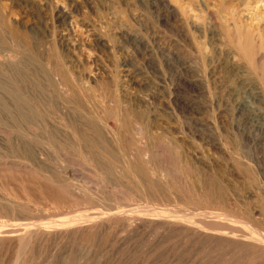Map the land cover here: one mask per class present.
<instances>
[{
	"label": "rangeland",
	"instance_id": "1",
	"mask_svg": "<svg viewBox=\"0 0 264 264\" xmlns=\"http://www.w3.org/2000/svg\"><path fill=\"white\" fill-rule=\"evenodd\" d=\"M0 4L18 39L24 37L17 45L29 47L17 46L12 58L23 82L17 84L15 72L0 74V225H6L0 235L9 233L0 236V264H264V249L253 247L262 253L257 256L244 244L250 237L246 244H264V227H259L264 225V0ZM10 53L2 49L0 61ZM32 56L43 60L40 69L46 63L65 67L82 100L90 95L87 104L96 114L99 107L104 121L122 130L124 109L135 108L144 113L152 134L145 137L140 125L131 126L129 143L110 147L114 161L85 146L82 159L76 149H63L65 143L76 144L69 135V141L61 135L53 148L33 143L31 122L17 125L13 96L20 85L34 98L39 68ZM135 74L131 86L126 76ZM50 95L45 98L58 106L60 93ZM56 118L52 123L59 127ZM140 145L150 148L142 157ZM178 153L187 159L184 169ZM128 163H145L152 171L149 179L130 176ZM160 175L166 176L164 183ZM195 181L217 196L228 193L230 205L191 202ZM152 183L161 190L157 195ZM246 215L256 218L248 222Z\"/></svg>",
	"mask_w": 264,
	"mask_h": 264
},
{
	"label": "bare ground",
	"instance_id": "2",
	"mask_svg": "<svg viewBox=\"0 0 264 264\" xmlns=\"http://www.w3.org/2000/svg\"><path fill=\"white\" fill-rule=\"evenodd\" d=\"M1 5V4H0ZM4 5V4H3ZM9 7V6H8ZM5 10V11H4ZM3 10V8L0 6V52H2V49H9V50H11V52L12 53H10V54H7V55H4L3 57H2V59H1V61H0V74H3V77H5L4 76V73H13V72H15V74H17L16 76H17V84H19L20 83V81H22L21 79H20V75H19V73L17 72V69H18V66H17V63H13L12 62V58L13 57H15V55L17 56V46L18 47H20V49H22L23 48V50H25L26 48H28L29 49V47H25L24 45H22V42H19L18 44H20V45H17V39H18V35H17V30L13 27L14 25L12 24V22H10V19H8V14H5L6 13V9H4ZM10 10V9H9ZM12 12V11H11ZM9 13V12H8ZM14 14V13H13ZM8 15V16H7ZM63 15V14H62ZM11 17V16H10ZM21 34V33H20ZM236 36V35H235ZM233 37V36H232ZM19 38H22L21 36L19 37ZM238 38V37H237ZM24 39V37L21 39L22 41H24L23 40ZM19 40V39H18ZM21 40H19V41H21ZM141 42V41H140ZM23 43H25V42H23ZM142 43V42H141ZM27 44V43H26ZM248 44V43H247ZM29 45V44H28ZM241 45V44H240ZM249 45V44H248ZM27 46V45H26ZM30 46V45H29ZM22 47V48H21ZM248 46H245V48H247ZM255 47V46H254ZM25 48V49H24ZM249 48H250V46H249ZM248 48V49H249ZM19 49V48H18ZM28 49H26V50H28ZM253 50V49H252ZM29 51V50H28ZM249 51H250V53L252 52L250 49H249ZM248 51V52H249ZM31 52V51H30ZM254 52V51H253ZM5 53H6V51H5ZM5 53H3V54H5ZM9 53V52H8ZM24 53V52H23ZM260 53V52H259ZM0 55H2V54H0ZM20 55V54H19ZM36 55V54H35ZM41 55V54H40ZM244 55L247 57V56H251L252 55V53H251V55L249 54L248 55V53H244ZM37 56V55H36ZM33 57V64L35 65V66H37L39 69V71L37 70V72L36 73H34L33 72V70L30 72V73H34V81H33V85H32V87H31V89H32V94H34V98H31V97H29L28 95H26V92L20 87V85H18L17 87H18V89H17V93H15V94H13V96L15 97V99L17 100V103L16 102H14V104H17V109H15L14 108V110L16 111L17 110V125L19 124V123H23V122H31L30 124H32V129H33V131H34V133H31L32 135H33V139H34V141H33V143L35 142L36 144H38V145H45V146H49V147H51V148H53V147H55V146H57L56 145V143H57V140H58V138H59V140H61V135L63 136L62 138H65L66 137V139H67V136L69 135V137L71 136L72 138H73V140H74V142L76 141V144H75V146L74 145H72V146H68V145H65V144H63L64 146H62V147H64L63 149H67V148H74V149H76V151L79 153V156L77 155V157H80L81 158V155H82V151L81 150H83L85 147L86 148H90V149H93V151H95L96 153H99V155H103L104 156V158H106L107 159V161L109 160V161H114V158H113V152L110 150V147L111 148H117L118 149V145H124V144H128L129 143V141H128V139H127V134H129L130 132H131V126H133V125H140L141 126V128H142V131H143V134L145 135V137H147L148 135H150V133L153 131H151V128H150V126H151V124H150V126L148 125V123H147V120H146V117H145V115H144V113H141L140 111L139 112H136V110L135 111H133V110H128V109H124V111H123V115H122V117H121V119L119 120L120 122H118L119 124L120 123H122V130H121V126H120V130L121 131H123V132H121L120 130H119V125H117V124H113V123H111L110 121H104V117H102V116H100V113H99V107L97 108V109H95V110H98V113H99V115H98V113L96 114V113H94V110L92 109V108H94L93 106L94 105H92V108L87 104V102L86 101H88L89 100V98H90V95H89V98L86 100V101H84V100H82V96H81V91L79 92V90H78V86L76 85V84H74V86H72L73 84H71V81H70V79L68 78V74H65V73H68V72H66V70L64 71V68L63 69H61V67L60 68H57V66L55 65V66H53V65H50V63H46L47 65H46V67H42V69H40V66H42V65H44L43 64V60L41 59V58H39V57H34V56H32ZM253 57V56H252ZM17 58V57H16ZM254 59V58H253ZM51 61V60H50ZM17 62V61H16ZM27 62V61H26ZM167 63V62H166ZM165 63V64H166ZM255 62H253L252 64H254ZM61 65V64H60ZM162 67H164V71H166V69H167V66L165 65L164 66V64H163V66ZM22 70V69H21ZM65 72H63V71ZM18 71H19V69H18ZM132 72V71H131ZM130 72V73H131ZM29 73V72H28ZM32 73V74H33ZM133 73V72H132ZM131 73V74H132ZM165 73V72H164ZM130 74V75H131ZM136 74H137V72H136ZM132 75L131 77H130V75H127L126 77H127V79H128V82H129V84L132 86V85H136V81L137 80H134V79H136V78H138L137 77V75ZM7 75V74H6ZM24 75V74H23ZM27 75V74H26ZM1 76V75H0ZM9 76V75H8ZM7 76V77H8ZM133 76H136V78H133ZM139 76V75H138ZM12 77H14V76H12ZM24 77H26L25 75H24ZM70 77V76H69ZM164 78V81L165 80H167V79H169L168 77H167V75H164L163 76ZM18 78L20 79L19 81H18ZM22 78V77H21ZM71 78V77H70ZM140 78V77H139ZM2 79V78H1ZM4 80V79H3ZM14 80V79H13ZM12 80V81H13ZM45 83H43V82ZM163 81V80H162ZM169 81V80H168ZM2 81L0 80V87L2 86V83H1ZM15 82V81H14ZM19 82V83H18ZM23 82V81H22ZM44 84V86H42L43 84ZM74 82V81H73ZM72 82V83H73ZM140 82V81H139ZM138 82V83H139ZM8 83H10V82H8ZM163 83H165V82H163ZM16 84V83H15ZM5 85V84H4ZM100 85V84H99ZM115 85V84H114ZM165 85V84H164ZM167 85V84H166ZM11 86H12V84H11ZM48 86V87H47ZM141 86V85H140ZM5 87V86H4ZM13 87H14V84H13ZM13 87H11V88H13ZM84 87V86H83ZM104 87V86H103ZM136 87V86H135ZM8 88V87H7ZM91 88V87H90ZM90 88H88V89H90ZM4 89H6V88H4ZM15 88H13L12 89V93H13V91H15L14 90ZM79 89H81V88H79ZM86 89V88H85ZM137 89V88H136ZM3 90V89H2ZM91 90V89H90ZM101 90V89H100ZM115 90H116V88H115ZM6 91H7V89H6ZM83 91H84V89H83ZM86 91V90H85ZM1 93H2V91H0ZM8 92V91H7ZM30 92V91H29ZM87 92V91H86ZM89 92V91H88ZM52 94V95H56V97H58L59 96V93H60V99H59V104H58V106L56 105V104H54L51 100L49 101V100H47L46 98H45V96H47L48 97V95H50V94ZM83 93V92H82ZM92 93V92H91ZM95 92H93L92 94L93 95H91V97H96L95 96V94H94ZM101 93V92H100ZM104 93H106V92H104ZM104 93H102V94H104ZM11 94V93H10ZM31 94V95H32ZM87 94V93H86ZM89 94V93H88ZM87 94V95H88ZM99 94V93H98ZM30 95V96H31ZM38 95V96H37ZM52 95H50V96H52ZM83 95H84V93H83ZM100 95V94H99ZM98 95V96H99ZM106 95H107V93H106ZM111 95V94H110ZM28 96V97H27ZM35 96H37V97H35ZM85 96V95H84ZM83 96V97H84ZM97 96V97H98ZM108 96V95H107ZM2 97V96H1ZM7 97V96H6ZM11 97V96H10ZM87 97V96H86ZM100 97V96H99ZM98 97V98H99ZM103 97V96H102ZM109 97V96H108ZM112 97H114L113 95H112ZM97 98V99H98ZM106 98V97H105ZM12 99H14V98H12ZM84 99V98H83ZM92 99V98H91ZM96 99V100H97ZM104 99V98H103ZM109 99V98H108ZM3 100H4V98H3ZM93 100L95 101V99L93 98ZM113 100V99H112ZM117 100V99H116ZM98 101V100H97ZM108 101V103L111 101H109V100H107ZM118 101V100H117ZM0 102L1 103H3L2 102V98H0ZM56 102V103H57ZM96 102V101H95ZM102 102H104V101H102ZM101 102V103H102ZM112 102V101H111ZM114 102H116V101H114ZM100 103V102H99ZM107 103V104H108ZM113 103V102H112ZM103 104V103H102ZM114 104H117V103H114ZM123 104V103H122ZM30 106V109L28 110V107H27V110H26V106ZM88 105V106H87ZM109 105V104H108ZM3 106H4V104H3ZM6 106V105H5ZM101 106V105H100ZM103 106V105H102ZM101 106V107H102ZM105 106H106V104H105ZM117 106H119L118 104H117ZM14 107V106H13ZM100 107V108H101ZM104 107V106H103ZM112 107H114V106H112ZM120 107V106H119ZM123 107V106H122ZM105 108V107H104ZM103 108V109H104ZM102 109V108H101ZM106 109V108H105ZM115 109V108H114ZM5 111H6V108L4 109ZM7 110L8 111H10V109L9 108H7ZM90 110V111H89ZM110 110V109H109ZM102 111V110H101ZM105 111H107V110H104V113L106 114L107 112H105ZM115 111V110H114ZM118 111H119V108H118ZM96 112V111H95ZM112 113H113V108H112V111H111ZM143 112V111H142ZM108 113H110V111L108 112ZM112 113H110V114H112ZM115 113H116V111H115ZM0 114H1V112H0ZM13 114H14V112H13ZM15 114V115H16ZM104 114V115H105ZM119 114H121L120 112H119ZM255 115V114H254ZM57 117L59 120L58 121H56L55 120V122L57 123V125L59 126V127H57L54 123H52L53 121V119H54V117ZM110 116V115H109ZM109 116L108 117H106V118H109ZM119 117V116H118ZM9 118V117H8ZM56 118V119H57ZM105 118V119H106ZM0 119H1V116H0ZM116 119V118H115ZM246 119V118H245ZM262 119V118H261ZM110 120V119H109ZM260 120V119H259ZM241 121V120H240ZM263 121V120H262ZM217 122V121H216ZM155 123V122H154ZM242 124H243V122H242ZM258 124V123H257ZM256 123H255V125H257ZM9 125V124H8ZM7 125V126H8ZM14 125V124H13ZM153 125V124H152ZM238 125V124H237ZM12 126V125H11ZM30 126V125H29ZM24 127H25V125H24ZM82 127V128H81ZM84 127V128H83ZM134 127V126H133ZM259 127V126H258ZM7 128V127H6ZM16 128V127H15ZM18 128V127H17ZM30 128V127H29ZM154 128V127H153ZM31 129V130H32ZM245 129V128H244ZM14 130V129H13ZM32 131V132H33ZM24 132V131H23ZM63 132H64V134H63ZM138 132V131H137ZM238 132H239V129H238ZM1 133V132H0ZM5 133V132H4ZM67 133H69V134H67ZM60 134V135H59ZM152 134V133H151ZM22 135V134H21ZM132 135V134H131ZM24 136V135H23ZM133 137V136H132ZM71 138V139H72ZM140 139H142V138H140ZM147 139V138H146ZM149 139V138H148ZM68 141H69V139H67ZM67 140H66V142H67ZM143 140V139H142ZM141 140V141H142ZM237 140V139H236ZM63 141V140H62ZM139 141V140H138ZM141 141H140V144H141ZM151 141H152V139H151ZM64 142H65V139H64ZM131 142V141H130ZM150 142V141H149ZM63 143V142H62ZM61 143V144H62ZM69 143H71V142H69ZM73 143V142H72ZM137 143H139V142H137ZM179 143V142H178ZM238 143H239V141H238ZM133 144V143H132ZM148 144V143H147ZM176 144V143H175ZM182 144V143H181ZM151 145H152V143H151ZM85 146V147H84ZM150 146V145H149ZM121 147V146H120ZM237 147V146H236ZM235 147V148H236ZM27 148V147H26ZM86 148H85V151H86ZM123 149L125 148L124 146L122 147ZM176 148H179V147H177L176 146ZM23 149V148H22ZM25 149V148H24ZM150 149V148H149ZM149 149H148V147H146V146H141L140 145V148H139V150H137V152H138V155L137 156H139V157H142V156H145L148 152H149ZM198 149V148H197ZM29 151V149H27V152ZM129 151V150H128ZM234 151V150H233ZM24 152V151H23ZM26 152V151H25ZM32 152V151H31ZM126 152H127V150H126ZM166 152V151H165ZM235 152H236V150H235ZM36 153V152H35ZM128 153V152H127ZM237 153V152H236ZM42 155H43V153H41ZM122 154V153H121ZM177 154V153H176ZM238 154V153H237ZM236 154V155H237ZM36 155V154H35ZM38 155V154H37ZM36 155V156H37ZM42 155H38L37 157L39 158V156H42ZM174 155V154H173ZM178 155H179V157H178V161H179V165H180V167L181 168H183L184 169V167H185V165H186V163H187V159H185V157H183V156H180V154L178 153ZM184 155V154H183ZM44 156V155H43ZM47 156V155H46ZM102 156V157H103ZM124 156V155H123ZM122 156V157H123ZM128 156V155H127ZM186 156V155H185ZM234 156V155H233ZM49 157V156H48ZM148 157V156H147ZM34 158H36L35 156H34ZM115 158H116V156H115ZM127 158V157H126ZM126 158H124V161H126ZM146 158V157H145ZM28 159V158H27ZM41 159H43V157L41 158ZM82 159V158H81ZM93 159V158H92ZM189 159V158H188ZM44 160V159H43ZM90 160V159H89ZM88 160V161H89ZM98 160V159H97ZM37 161H38V159H37ZM94 161V160H93ZM130 161V159H128L127 158V162H129ZM189 161V160H188ZM120 162V161H119ZM131 162V161H130ZM138 162H141V161H138ZM126 163V162H125ZM125 163H123V165H125ZM155 163V162H154ZM134 163H132V164H127V169L130 171V176H131V172H132V174L134 173V176H136L137 178H141V179H143V178H145V177H148L147 179H149V177H150V173L152 172V171H150V169L145 165V163H139V164H134ZM114 165H116V164H114ZM178 165V166H179ZM123 167H126V166H123ZM190 168V167H189ZM126 169V168H125ZM125 169H123L124 171H125ZM122 170V171H123ZM188 170V169H187ZM2 171V170H1ZM4 171V170H3ZM128 171V172H129ZM111 172V171H110ZM116 172V171H115ZM182 172V171H181ZM249 172V171H248ZM22 173V172H21ZM126 174H128V173H126ZM125 174V175H126ZM248 174V173H247ZM45 176V175H44ZM133 175H132V177H134ZM153 176V175H152ZM251 176V175H250ZM131 177V178H132ZM155 177V176H154ZM157 178H159V177H157ZM136 179V178H135ZM134 179V180H135ZM151 179V178H150ZM154 179H156V178H154ZM159 180H160V182H163L164 183V180L166 181L167 180V178H166V176L165 175H160V178H159ZM196 180V179H195ZM138 181V180H137ZM144 181V180H143ZM187 181H189V180H187ZM254 181V180H253ZM127 182V181H126ZM136 182V181H135ZM131 183V182H130ZM133 183V182H132ZM166 183V182H165ZM139 184V183H138ZM137 184V185H138ZM147 185V184H146ZM157 185V184H156ZM152 190L151 189H149V190H147L148 192L151 190V191H153L152 193H156V195H157V193H160L161 192V190L160 189H158L153 183H152ZM163 186H164V184H163ZM202 186V185H201ZM204 186V185H203ZM140 187H141V185H140ZM146 187V186H145ZM151 187V186H150ZM161 188H162V186H160ZM143 188V187H142ZM218 188V187H217ZM221 188V187H220ZM225 188V187H224ZM223 188V189H224ZM4 189V188H3ZM144 189V188H143ZM173 189V188H172ZM160 190V191H159ZM183 190V189H182ZM147 191L146 190H143L142 192L144 193V194H146L147 193ZM166 191H168V190H166ZM165 191V192H166ZM174 191V190H173ZM185 191H187V190H185ZM190 196L188 197L189 199H190V201L192 202V201H194L195 202V200L197 201V200H199L200 199V201L201 200H204V201H206V203H211V204H214V205H216V206H219V208L221 207V209H222V207L223 206H226L229 202H227V204H226V199H227V194H220V195H218L217 196V194L215 195V194H212L211 193V191L210 190H207L205 187H200L198 184H196V181L192 184V186H191V188H190ZM189 191H188V194H189ZM226 191V190H225ZM220 192H222V191H220ZM227 192H228V190H227ZM69 193V192H68ZM135 193V192H134ZM163 193V192H162ZM183 193V192H182ZM187 193V192H186ZM240 193V192H239ZM71 194H72V192H71ZM184 194V193H183ZM161 195V194H160ZM63 196V195H62ZM148 196V195H147ZM181 196V195H180ZM158 197V196H157ZM166 197V196H165ZM176 197V196H175ZM187 197V196H186ZM230 197V196H229ZM228 197V198H229ZM83 198V197H82ZM154 198V197H153ZM170 198V197H169ZM181 199V198H180ZM231 199V198H230ZM227 200H229V199H227ZM173 201V200H172ZM165 202V201H164ZM264 202V201H263ZM204 204V203H203ZM211 204H209V205H211ZM262 204V203H261ZM200 205V204H199ZM229 205H230V203H229ZM225 208V207H224ZM162 209V208H161ZM239 209V208H238ZM264 209V208H263ZM236 211V210H235ZM262 211V210H261ZM125 212V211H124ZM240 212V211H239ZM263 212V211H262ZM121 214H122V212H120ZM3 214V213H2ZM143 214V213H142ZM184 214V213H183ZM250 214H252V213H250ZM152 215V214H151ZM174 215V214H173ZM243 215H244V213H243ZM261 215H264V214H261ZM101 216V215H100ZM215 216V215H214ZM225 216V215H224ZM246 216H248V217H245V218H247L248 219V222H249V220L251 219L252 220V217L254 216V215H246ZM257 216H258V214H257ZM106 217V216H105ZM112 217V216H111ZM110 217V218H111ZM116 217V216H115ZM132 217V216H131ZM174 217V216H173ZM216 217V216H215ZM255 217V216H254ZM101 218V217H100ZM133 218V217H132ZM161 218V217H160ZM165 218V217H164ZM184 218V217H183ZM187 218V217H186ZM194 218V217H193ZM205 218V217H204ZM243 218V217H242ZM242 218H241V220H242ZM244 218V219H245ZM250 218V219H249ZM256 218V217H255ZM254 218V220H257V219H255ZM96 219V218H95ZM104 219V218H103ZM103 219H101V220H103ZM107 219H109V217H107ZM129 218H127V220H128ZM177 219V218H176ZM188 219V218H187ZM215 219V218H214ZM218 219V218H217ZM217 219H215V220H217ZM258 219H260V218H258ZM263 219V218H262ZM63 220V219H62ZM190 220V219H189ZM203 220V219H202ZM231 220V219H230ZM237 220V219H236ZM246 220V219H245ZM244 220V221H245ZM250 220V221H251ZM96 221V220H95ZM97 221H99L100 222V220H97ZM107 220H105V222H106ZM111 220H109V223H111L110 222ZM161 221V220H160ZM167 221V220H166ZM186 221V220H185ZM198 221V220H197ZM211 221V220H210ZM209 221V222H210ZM218 221V220H217ZM253 221V220H252ZM262 221L263 220H261V222L260 223H262ZM93 222V221H92ZM91 222V223H92ZM98 222V223H99ZM131 222V221H130ZM200 222V221H199ZM208 222V221H207ZM221 222H223V221H221ZM220 222V223H221ZM255 222V221H254ZM259 222V221H258ZM89 223V222H88ZM91 223L89 224V226L91 225ZM95 223V222H94ZM102 223H104L103 221H102ZM107 223V222H106ZM128 223V222H127ZM184 223H186V222H184ZM203 223V222H202ZM211 223V222H210ZM241 223H242V221H241ZM247 223V222H246ZM264 223V222H263ZM78 224V223H77ZM143 224V223H142ZM191 224V223H190ZM228 224V223H227ZM1 225H3V226H6V225H4V223L3 224H1ZM0 225V226H1ZM8 225H10V224H8ZM17 225H19V224H17ZM17 225H14V226H16L17 227ZM48 225V224H47ZM64 225V224H63ZM112 225V224H111ZM130 225V224H129ZM214 225H216V224H214ZM260 224H258V226H259ZM12 226H13V224H12ZM22 226H25V225H22ZM39 226V225H38ZM82 227H83V225H81ZM81 226H79V227H81ZM223 226H226V225H223ZM229 226H235V225H229ZM2 227V226H1ZM9 227V226H8ZM21 226H19V228H20ZM84 227H85V224H84ZM86 227H87V225H86ZM128 227V226H127ZM175 227V226H174ZM246 227V226H245ZM259 227H264V225L263 226H259ZM19 228H17V230L19 229ZM23 228V227H22ZM44 228V227H43ZM77 228H78V226H77ZM188 228V227H187ZM228 228V227H227ZM236 229H237V226L235 227ZM239 228V227H238ZM241 228V227H240ZM239 228V229H240ZM11 229V228H10ZM10 229H8V230H10ZM13 229V228H12ZM24 229V228H23ZM75 229V228H74ZM87 229V228H86ZM238 229V230H239ZM263 229V228H262ZM261 229V230H262ZM7 230V229H6ZM7 230V231H8ZM180 230V229H179ZM241 230H243V229H240V231L239 232H242ZM260 229H259V232L261 231ZM11 231V230H10ZM9 231V232H10ZM13 231H15V230H12L11 232H13ZM26 231V230H25ZM205 231V230H204ZM233 231V230H232ZM264 231V230H263ZM0 232L1 233H3V231L2 230H0ZM47 232V231H46ZM210 232V231H209ZM235 232H237L236 230H235ZM243 232H245V231H243ZM6 235H8L9 233L8 232H4ZM28 233V232H27ZM198 233V232H197ZM207 233V232H206ZM215 233V232H214ZM213 232H212V235L214 234ZM238 233V232H237ZM246 233V232H245ZM244 233V235H247V234H245ZM250 233V232H249ZM248 233V234H249ZM255 233V232H254ZM263 233V232H262ZM5 234H2V235H5ZM208 234V233H207ZM211 234V233H210ZM240 234H242V233H240ZM252 233H250V235H251ZM260 234H261V232H260ZM260 234H258L257 233V235H256V237H258V236H260ZM2 235H0V236H2ZM11 235V234H10ZM211 235V236H212ZM215 235V234H214ZM221 235V234H220ZM243 235V236H244ZM262 235V234H261ZM199 236V235H198ZM202 236V235H201ZM219 236V235H218ZM222 236V235H221ZM224 236V235H223ZM237 236V235H236ZM239 236V235H238ZM251 236H253V235H251ZM264 236V235H263ZM3 237V236H2ZM203 237V236H202ZM212 237H214V236H212ZM216 237H217V235H216ZM241 237V236H240ZM248 237H249V235H248ZM207 238V237H206ZM245 238L247 239V237L245 236ZM251 238V237H250ZM249 238V239H250ZM240 239H242V238H240ZM248 239V240H249ZM252 239L253 238H251L250 239V242L252 241ZM254 239H255V237H254ZM259 238H257L256 240H258ZM247 240V242H249ZM256 240H254V241H256ZM263 243H264V238H262V240H261ZM246 242V243H247ZM258 242V241H257ZM244 243V242H243ZM246 243H244L245 244V247H246V245H249V247H255V248H257V249H259L260 248V251L261 250H263L264 249V244H246ZM259 243V242H258ZM237 245V244H236ZM179 247V246H178ZM240 247V246H239ZM244 247V246H243ZM242 247V248H243ZM248 247V248H249ZM247 248V247H246ZM247 248V249H248ZM255 248H253V251H252V253L253 252H256L257 251V249H255ZM256 250V251H255ZM251 251V250H250ZM260 251H258V252H256L255 254L258 256V254L257 253H261ZM264 251V250H263ZM247 252V251H246ZM249 252V251H248ZM264 253V252H263ZM262 254V253H261ZM262 256V255H261ZM260 256V257H261ZM224 257V256H223ZM259 258V257H258ZM262 258V257H261ZM263 260V259H262ZM169 263V262H168Z\"/></svg>",
	"mask_w": 264,
	"mask_h": 264
}]
</instances>
